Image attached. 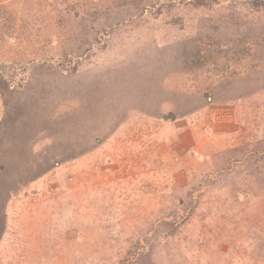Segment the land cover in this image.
I'll return each instance as SVG.
<instances>
[{
    "label": "rangeland",
    "instance_id": "374dc122",
    "mask_svg": "<svg viewBox=\"0 0 264 264\" xmlns=\"http://www.w3.org/2000/svg\"><path fill=\"white\" fill-rule=\"evenodd\" d=\"M0 264H264V0H0Z\"/></svg>",
    "mask_w": 264,
    "mask_h": 264
},
{
    "label": "crops",
    "instance_id": "0c3cea01",
    "mask_svg": "<svg viewBox=\"0 0 264 264\" xmlns=\"http://www.w3.org/2000/svg\"><path fill=\"white\" fill-rule=\"evenodd\" d=\"M141 194V193H140Z\"/></svg>",
    "mask_w": 264,
    "mask_h": 264
}]
</instances>
